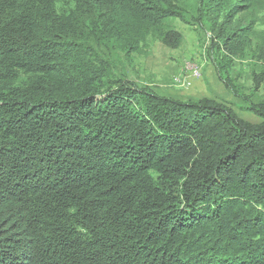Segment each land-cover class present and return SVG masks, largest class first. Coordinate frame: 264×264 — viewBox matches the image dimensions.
<instances>
[{
	"label": "trees",
	"instance_id": "16d2710c",
	"mask_svg": "<svg viewBox=\"0 0 264 264\" xmlns=\"http://www.w3.org/2000/svg\"><path fill=\"white\" fill-rule=\"evenodd\" d=\"M176 20L260 88L264 0H0V264H264V100L252 124L118 71Z\"/></svg>",
	"mask_w": 264,
	"mask_h": 264
},
{
	"label": "rangeland",
	"instance_id": "374dc122",
	"mask_svg": "<svg viewBox=\"0 0 264 264\" xmlns=\"http://www.w3.org/2000/svg\"><path fill=\"white\" fill-rule=\"evenodd\" d=\"M182 33L183 41L177 49H171L160 42L151 43L146 54L128 61L121 59L118 71L127 74L129 81L137 87L147 88L157 95L174 100L208 99L230 108L243 120L257 124L256 115L246 111L249 103L264 100V82L254 90L256 76L261 71L249 56L235 59L229 69L236 90V96L221 81L214 64L207 56L211 35L203 30L174 22ZM200 70L198 79H193V71Z\"/></svg>",
	"mask_w": 264,
	"mask_h": 264
},
{
	"label": "built area",
	"instance_id": "2783aa9c",
	"mask_svg": "<svg viewBox=\"0 0 264 264\" xmlns=\"http://www.w3.org/2000/svg\"><path fill=\"white\" fill-rule=\"evenodd\" d=\"M200 70L198 69V72L197 71H193V79H198L200 77Z\"/></svg>",
	"mask_w": 264,
	"mask_h": 264
}]
</instances>
